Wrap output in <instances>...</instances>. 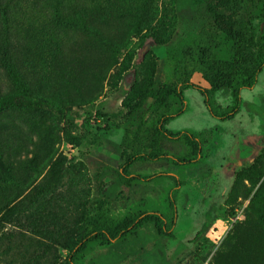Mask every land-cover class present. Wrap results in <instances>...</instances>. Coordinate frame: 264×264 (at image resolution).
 I'll list each match as a JSON object with an SVG mask.
<instances>
[{
    "label": "rangeland",
    "instance_id": "rangeland-1",
    "mask_svg": "<svg viewBox=\"0 0 264 264\" xmlns=\"http://www.w3.org/2000/svg\"><path fill=\"white\" fill-rule=\"evenodd\" d=\"M191 1L178 0L176 5L175 0H157L150 28L159 45L153 37H143V30L142 36L133 39V58L122 78L112 76L121 69L116 65L101 83L84 76L77 90L46 77L40 31L29 29L26 33L21 22L24 19L29 27L31 9L19 12L24 16L13 22V29L24 45L20 46V71L35 94L24 99L21 108L0 111V151L22 160L33 158L39 164L49 159H59L62 164L55 192L41 209L36 212L33 208L26 215L27 221L35 220L41 226L46 222L49 234L31 232L25 219L0 223V264H58L64 258L65 243L76 230L83 203L96 194L93 173L104 167L118 168L123 162L118 143L126 130L129 133L133 128L124 98L146 85L153 67L161 82H179L189 75L192 82L207 87L196 69L200 49L208 47L210 54L219 58L231 56V42L207 14L205 4ZM259 13L255 9L254 19H249L256 37L264 35ZM237 17L249 16L241 10ZM11 91L0 68V95ZM96 91L100 94L89 102ZM240 98L238 113L220 120L208 112L198 90L185 89L183 112L165 127L198 137L203 130H210L211 138L201 146L196 161L183 165L165 158L136 161L129 166L131 174L161 176L150 181L132 180L115 190L109 211L113 219L147 211L168 221L175 210L171 237L157 235L147 224L109 244H93L73 264H264L260 203L252 201L254 195L264 200V140L260 145L252 144L264 134V67L252 88L240 90ZM213 101L222 107L229 105L228 90L216 91ZM98 107L105 112L104 118L95 115ZM177 107L178 101L173 99L168 112ZM151 120L149 117L148 123ZM68 134L77 136L79 144H72ZM162 151L181 157L186 147L178 141L167 142ZM252 163L263 171L253 185L251 179L237 174ZM109 180L106 177L104 182ZM176 181L179 184L174 193ZM170 199L175 201V209L170 208ZM205 223L207 227L195 236Z\"/></svg>",
    "mask_w": 264,
    "mask_h": 264
},
{
    "label": "trees",
    "instance_id": "trees-1",
    "mask_svg": "<svg viewBox=\"0 0 264 264\" xmlns=\"http://www.w3.org/2000/svg\"><path fill=\"white\" fill-rule=\"evenodd\" d=\"M156 1L0 0V68L12 88L10 93L0 95V111L21 108L24 99L35 94L20 71V46L23 48L24 45L13 29V22L24 16L19 15L21 10L30 8L32 12L31 16L28 15L31 17L29 27L24 19L21 20L26 33L29 29L32 33L40 31L38 41L42 46L46 77L77 90V84L84 76L88 75L95 83H101L116 65H120L121 69L112 76L122 78L133 58V52L130 51L133 39L140 36L143 30V37L150 36L157 41L156 34L150 28L155 19ZM191 3L205 4L207 14L231 42V56L219 58L212 56L208 47L200 49L196 56V69L207 87L192 82L189 75L179 82H161L158 74L153 72V67L146 85L124 98L127 119L132 121L133 128L129 133L127 129L118 143L123 162L118 168L104 167L93 173L96 194L83 203L75 221L76 230L70 241L65 243L66 254L58 264H73L93 244H109L136 233L147 224L152 226L157 235L171 237L175 210L168 221L161 214L147 211L113 219L109 211L115 190L132 180L150 181L161 176V173L146 177L131 174L129 166L136 161L150 162L165 158L176 165L196 161L201 146L211 138L210 130H203L201 137H198L189 131L171 132L165 127L183 112L185 89L198 90L208 112L220 120H227L239 111L240 90L252 88L256 84L264 67V35L256 37L249 19H254L252 12L258 9L260 30L264 32V0H192ZM241 10L242 14L249 17H237ZM26 33L24 38L28 36ZM221 89L228 90L230 96V104L225 107L213 101L215 92ZM99 94L96 91L89 102H93ZM173 99L178 101V107L168 112ZM95 115L104 118L106 114L98 107ZM149 117H152L150 123ZM68 138L72 144H79L77 136L68 134ZM176 141L186 147L185 155L173 157L164 154L162 145ZM61 164L59 159H49L39 164L33 158L22 160L8 151H0V223L24 221L31 209L35 208L36 212L41 209L45 199L56 190ZM26 169L32 173L28 174ZM262 173V170L256 169L255 163L241 167L237 172L251 179L252 185ZM106 177H110L108 182H104ZM178 184L176 181L174 193ZM252 201L260 203L259 219L264 224V200L254 195ZM169 206L175 209V201L170 199ZM41 216L39 212L38 217ZM26 222V228L31 232H50L46 222L42 226L35 220ZM206 227L207 224H203L195 236ZM46 248L44 246V250Z\"/></svg>",
    "mask_w": 264,
    "mask_h": 264
},
{
    "label": "flooded vegetation",
    "instance_id": "flooded-vegetation-1",
    "mask_svg": "<svg viewBox=\"0 0 264 264\" xmlns=\"http://www.w3.org/2000/svg\"><path fill=\"white\" fill-rule=\"evenodd\" d=\"M261 138H262V139H258V138H257V142H253L252 144H253V145H260L261 143H263V140H264L263 137H261Z\"/></svg>",
    "mask_w": 264,
    "mask_h": 264
},
{
    "label": "water",
    "instance_id": "water-1",
    "mask_svg": "<svg viewBox=\"0 0 264 264\" xmlns=\"http://www.w3.org/2000/svg\"><path fill=\"white\" fill-rule=\"evenodd\" d=\"M148 46H149L148 43H146V44H145V47H148ZM263 139H264V134H263Z\"/></svg>",
    "mask_w": 264,
    "mask_h": 264
},
{
    "label": "built area",
    "instance_id": "built-area-1",
    "mask_svg": "<svg viewBox=\"0 0 264 264\" xmlns=\"http://www.w3.org/2000/svg\"><path fill=\"white\" fill-rule=\"evenodd\" d=\"M236 218H238V215H236Z\"/></svg>",
    "mask_w": 264,
    "mask_h": 264
}]
</instances>
